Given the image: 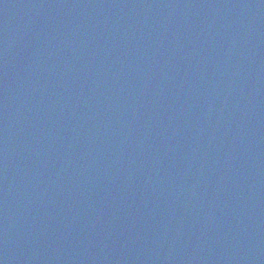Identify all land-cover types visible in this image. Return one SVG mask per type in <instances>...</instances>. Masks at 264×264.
I'll return each mask as SVG.
<instances>
[{
  "label": "water",
  "instance_id": "1",
  "mask_svg": "<svg viewBox=\"0 0 264 264\" xmlns=\"http://www.w3.org/2000/svg\"><path fill=\"white\" fill-rule=\"evenodd\" d=\"M0 264H264V0H0Z\"/></svg>",
  "mask_w": 264,
  "mask_h": 264
}]
</instances>
